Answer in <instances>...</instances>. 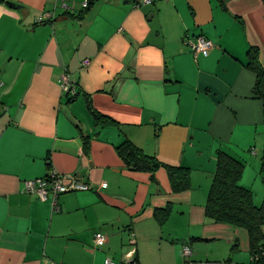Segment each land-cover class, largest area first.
Wrapping results in <instances>:
<instances>
[{
	"label": "crops",
	"instance_id": "obj_1",
	"mask_svg": "<svg viewBox=\"0 0 264 264\" xmlns=\"http://www.w3.org/2000/svg\"><path fill=\"white\" fill-rule=\"evenodd\" d=\"M82 1L0 0V264H180L182 246L189 259L247 263V232L210 221L204 205L217 150L244 162L254 203L264 197L262 107L246 67L250 48L264 66L261 0H96L77 18ZM44 12L54 17L35 23ZM195 35L212 41L206 55L183 42ZM124 140L188 168L190 188L173 192L164 168L129 170ZM49 169L88 188L53 210L23 191Z\"/></svg>",
	"mask_w": 264,
	"mask_h": 264
},
{
	"label": "trees",
	"instance_id": "obj_2",
	"mask_svg": "<svg viewBox=\"0 0 264 264\" xmlns=\"http://www.w3.org/2000/svg\"><path fill=\"white\" fill-rule=\"evenodd\" d=\"M94 1L96 0H87L86 7L79 11L76 15L77 18L82 17ZM261 2L264 7V0ZM246 67L255 74L252 93L261 102L264 130V66L259 63L256 48L248 50ZM94 117L100 124H115L106 117L95 114ZM116 150L129 170L153 174L158 168H164L173 192H182L190 188L188 168L163 163L154 156L144 154L141 149L128 140H124L116 147ZM214 159L215 169L205 200L204 214L207 219L214 223L227 224L245 230L250 258L257 256L258 259L253 262L264 263V197L260 204H255L251 191L239 184L244 169V162L240 158L223 150H217ZM258 174L264 187V142L260 154ZM167 212L166 208L155 212V217L159 223L167 218Z\"/></svg>",
	"mask_w": 264,
	"mask_h": 264
},
{
	"label": "built area",
	"instance_id": "obj_3",
	"mask_svg": "<svg viewBox=\"0 0 264 264\" xmlns=\"http://www.w3.org/2000/svg\"><path fill=\"white\" fill-rule=\"evenodd\" d=\"M150 0H141L139 4H149ZM136 4L135 6H139ZM87 5V0H83L81 7L84 8ZM54 17L52 12H44L35 19V23L42 24ZM183 42L187 45L188 49L193 54L206 55L207 52L213 47V43L210 39L202 36L195 35L193 37H184ZM88 61L84 60L83 65H87ZM59 86L62 92L69 96L75 97L78 91L75 85L72 83L68 74L64 73L59 77ZM102 186H105L102 183ZM88 186L85 183L80 182L74 175H60L55 171V169H49L47 174L43 177L35 178L32 180H27L24 182L23 191L27 194H35L38 199L45 201L47 199L51 200L52 209L57 210L56 198L58 195L63 193H68L71 191L85 190ZM93 241L96 246H101L105 241V236L101 232H96L93 235ZM191 255V251L188 246L181 247V256L183 258L180 264H237L232 261H209V260H193L189 259L188 256ZM258 257L250 258L247 263L244 264H264V263H254ZM104 264H111L109 259H106ZM124 264H136L132 259H128Z\"/></svg>",
	"mask_w": 264,
	"mask_h": 264
},
{
	"label": "water",
	"instance_id": "obj_4",
	"mask_svg": "<svg viewBox=\"0 0 264 264\" xmlns=\"http://www.w3.org/2000/svg\"><path fill=\"white\" fill-rule=\"evenodd\" d=\"M124 3H128L127 0L124 1ZM66 17H56L55 21H60L61 19H65Z\"/></svg>",
	"mask_w": 264,
	"mask_h": 264
}]
</instances>
